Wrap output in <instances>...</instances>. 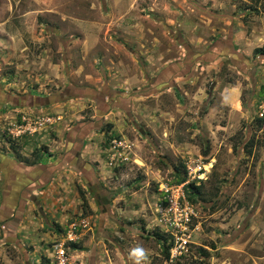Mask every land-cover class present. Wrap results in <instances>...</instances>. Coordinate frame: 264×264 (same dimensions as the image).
<instances>
[{"label": "rangeland", "instance_id": "374dc122", "mask_svg": "<svg viewBox=\"0 0 264 264\" xmlns=\"http://www.w3.org/2000/svg\"><path fill=\"white\" fill-rule=\"evenodd\" d=\"M263 8L0 0V264H165L175 237L172 264H264Z\"/></svg>", "mask_w": 264, "mask_h": 264}, {"label": "built area", "instance_id": "2783aa9c", "mask_svg": "<svg viewBox=\"0 0 264 264\" xmlns=\"http://www.w3.org/2000/svg\"><path fill=\"white\" fill-rule=\"evenodd\" d=\"M205 173H206V167L203 164H200V165L198 164L191 170L187 168V175L192 182L196 181V183H198L199 181L203 180L205 178ZM177 198H178V193L177 194L175 193L174 195L167 197L168 203H169V207L167 209L163 207H159L157 211V214L159 215L158 222L162 223V225H164L165 223L166 224L170 223V225L172 224L174 226L177 225L176 223V221H178L177 217H179L180 218L179 220L183 223H186L188 221V213L181 210V208L177 207L176 205ZM167 215H170L172 218L168 219ZM74 231H76L75 226L70 225L68 230L64 234V241H72L75 236L73 234ZM175 238L176 239L174 240V243L169 250L168 258L165 264H172L173 260L176 257L181 256L182 252L184 251V247L187 241L181 237H178V238L175 237ZM55 245H56L55 250H56V259H57L56 264H64V257H63L64 255H63L62 246H61L62 244H55Z\"/></svg>", "mask_w": 264, "mask_h": 264}, {"label": "trees", "instance_id": "16d2710c", "mask_svg": "<svg viewBox=\"0 0 264 264\" xmlns=\"http://www.w3.org/2000/svg\"><path fill=\"white\" fill-rule=\"evenodd\" d=\"M262 10H263L262 13L264 14V8H263ZM254 12L260 13L258 10H254ZM261 52H262L261 49H254V50H253V53H254V54H256V53H261ZM255 124L257 125V127H258L259 129H261V130L264 131V116H263L262 118L255 119ZM252 143H253V141H252V139H250V140H248V141L244 144L245 148L249 147L248 153H250V149H251V147H252ZM9 149H10V150L12 151V153L15 154V156L17 157V153H16L15 149H14L13 147H9ZM40 151H42V152H46L45 147H41V148H39V149H33L32 152L30 153V155H31V160L28 161L27 159H24L23 162L27 163V164L30 165V166L37 164V163L39 162V160H40V157H41V153H40ZM183 181H184V180H183V178H182V179H180V180L178 181V183H181V182H183ZM200 190H201V184H199V185L196 186V185H194L193 183H188V184H186V186H185V192L191 194V197H190V200H191V201H194V199H193L194 196H195V197H197V196L200 197V195L202 194V191H200ZM81 201H82V203H83V206H85V203H84V199H83V197H82ZM68 244H69V246H70L71 248H77L75 245H73V244H71V243H68ZM165 256L167 257V251L165 252ZM42 260H43V264H49L48 259H46V258L43 257Z\"/></svg>", "mask_w": 264, "mask_h": 264}, {"label": "clouds", "instance_id": "9594fccd", "mask_svg": "<svg viewBox=\"0 0 264 264\" xmlns=\"http://www.w3.org/2000/svg\"><path fill=\"white\" fill-rule=\"evenodd\" d=\"M129 255L133 258L134 264H150L149 250L142 245L132 248Z\"/></svg>", "mask_w": 264, "mask_h": 264}, {"label": "crops", "instance_id": "0c3cea01", "mask_svg": "<svg viewBox=\"0 0 264 264\" xmlns=\"http://www.w3.org/2000/svg\"><path fill=\"white\" fill-rule=\"evenodd\" d=\"M79 165H82V163H81V162H79ZM32 166H36V167H38V165H36V164H35V165H32Z\"/></svg>", "mask_w": 264, "mask_h": 264}]
</instances>
